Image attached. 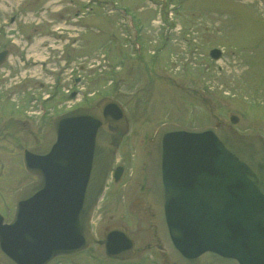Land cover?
Masks as SVG:
<instances>
[{
    "label": "rangeland",
    "instance_id": "1",
    "mask_svg": "<svg viewBox=\"0 0 264 264\" xmlns=\"http://www.w3.org/2000/svg\"><path fill=\"white\" fill-rule=\"evenodd\" d=\"M46 1L50 2L48 6L46 4L48 17L57 15L58 10L55 8L59 4L68 5L70 2L59 0L56 6L55 3L52 4V0ZM113 1L118 6L127 8L138 27L145 25L141 40L147 46L151 47L155 39L160 41L161 33L155 20L158 12L152 0ZM27 2L32 4L33 10L44 11L45 0H0V18H9L17 7H24ZM107 2L92 4L86 10L87 14L82 22L88 26V31L83 35L93 40L87 44L84 42L85 46L79 48L78 52L86 55L82 62H78L77 56L73 60L75 64H85V68L81 67L86 78L85 86L90 92H96V95H115L125 105L130 119V131L120 150L121 161L127 168L119 183H110V190L96 212L97 229L92 230V233L101 238L102 229L107 225L114 222L125 224L135 239L136 247H141L136 257H143V261L135 263L112 259L105 255L103 245L93 242L80 254L62 256L49 264H148L153 261L152 256H158L153 247L141 250L143 245H148L155 237L149 213L140 211L144 209L146 202L145 191L140 186L144 184L148 140L162 123L174 122L197 127L220 121L230 123V116L237 115L239 120L233 126L238 131L264 134V0H165L166 9L162 14L173 10L181 23L176 32H172V35L176 34L175 39L165 46L161 42L156 43L160 47L156 60L147 51L143 56H134L133 47L122 36L126 30L122 16L119 12L109 13ZM72 7L73 4L70 9L63 10L72 12ZM29 16L23 15L22 21H9V30H13V27L18 29V23V26H25L28 31L26 33H29L36 22ZM38 21L45 29L47 20L39 18ZM74 31L77 33L76 29L69 27L68 33H75ZM182 31L187 32L185 38H189L188 44L178 38ZM67 37L72 42V36L68 34ZM80 37L81 35L76 38ZM100 39L104 42L102 52L112 48L110 61L119 64L121 56L127 58L113 85L108 83V70H103L102 76L94 71L95 62L92 59L101 53L98 51L100 42L97 43ZM62 40L59 45L53 46L47 41L45 55L57 62L62 59ZM119 41L123 44L118 49ZM8 44L10 46L9 42ZM196 46V58L187 64V49ZM40 47L43 49L42 45ZM214 47L222 49V55L218 59L210 56V50ZM13 50L20 53L15 46ZM129 54L130 58L127 57ZM16 61L18 62L11 59L7 64L12 68H6L12 73L5 80V85L11 83L12 88L4 89L0 78V116L5 113V123L8 121V114L15 113H20L23 121L22 114L29 109L30 92L41 91L35 78L40 74L34 73L33 67L22 66ZM22 76L25 78L15 85ZM10 92H19L17 96L21 97L20 101L16 102L18 97L16 101L9 99ZM55 101L61 104L62 109L73 104L64 98ZM43 122L39 116H33L30 126L15 121L9 124L12 125L9 128L10 126L4 127L0 121V212L6 216L5 220L13 216L19 189L35 178L25 169L22 154L25 148L42 141L46 129ZM134 157H140L141 167L131 166ZM124 193H128V199L124 198ZM137 198L138 205L135 201ZM129 209H133L130 215ZM140 214H143L142 220L139 218Z\"/></svg>",
    "mask_w": 264,
    "mask_h": 264
},
{
    "label": "water",
    "instance_id": "2",
    "mask_svg": "<svg viewBox=\"0 0 264 264\" xmlns=\"http://www.w3.org/2000/svg\"><path fill=\"white\" fill-rule=\"evenodd\" d=\"M126 128L122 106L104 98L57 116L45 140L25 149V167L38 178L19 191L13 220L3 223L0 216L2 263L45 264L88 244V220L121 138L118 131ZM150 149L151 221L167 260L264 264V141L225 123H168L158 128ZM107 245L110 253L119 249Z\"/></svg>",
    "mask_w": 264,
    "mask_h": 264
},
{
    "label": "flooded vegetation",
    "instance_id": "3",
    "mask_svg": "<svg viewBox=\"0 0 264 264\" xmlns=\"http://www.w3.org/2000/svg\"><path fill=\"white\" fill-rule=\"evenodd\" d=\"M9 49H10V52H13L14 50H13V47L12 46H9ZM0 118H1V116H0ZM19 122V123H21V122H23L22 124L23 125H29L30 126V121H29V119L27 120V119H24L23 121L21 120V114L20 113H16V115L14 116V117H12L11 119H9V121H7L6 123L5 122H3V124H4V127H9V128H11V126L12 125H9V124H11V123H13V122ZM1 125V124H0ZM124 172H125V170L122 172V174L120 175V177L118 178V180H117V182H119L120 181V179L123 177V175H124ZM140 189L141 190H144L145 189V185L143 184V186L141 185L140 186ZM124 198L125 199H128V193H124ZM124 201V200H123ZM135 201H136V203L139 201V199L137 198V199H135ZM139 203H137V205H138Z\"/></svg>",
    "mask_w": 264,
    "mask_h": 264
}]
</instances>
